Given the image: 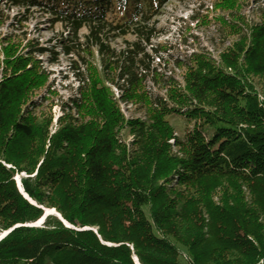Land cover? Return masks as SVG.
Listing matches in <instances>:
<instances>
[{"label": "trees", "instance_id": "trees-1", "mask_svg": "<svg viewBox=\"0 0 264 264\" xmlns=\"http://www.w3.org/2000/svg\"><path fill=\"white\" fill-rule=\"evenodd\" d=\"M6 1L84 35L0 38V264H264V4L251 23L248 0H213L228 45L177 61L175 79L151 54L179 0ZM58 47L85 74L54 125L35 56ZM44 210L72 228L27 227Z\"/></svg>", "mask_w": 264, "mask_h": 264}, {"label": "rangeland", "instance_id": "rangeland-1", "mask_svg": "<svg viewBox=\"0 0 264 264\" xmlns=\"http://www.w3.org/2000/svg\"><path fill=\"white\" fill-rule=\"evenodd\" d=\"M6 0H0V38H16L24 43L33 40L40 46L50 48L59 38L66 39L65 45L76 47L82 41L84 31L79 36L68 35V31L61 24L50 21V16L38 9L24 11L22 8L10 7ZM264 0H248L243 6L242 17L245 21L256 22L257 12L263 6ZM213 0H179L169 3L156 22L157 34L152 40L154 45H165L166 52H160L161 56H154V67L163 75H172L180 79L176 62L190 58L191 55L201 54L218 58V54L228 45L225 39L227 32L215 19ZM220 14V13H217ZM218 16V15H217ZM24 20L19 25L16 18ZM23 17V18H21ZM160 32V33H159ZM55 42L49 43L50 40ZM164 43V44H163ZM123 40H114L113 47H121ZM83 55V54H82ZM41 60L43 68L50 75V90L44 91L46 98L52 99L53 124L61 117L64 110L71 108V101L76 97L80 80L83 78L84 65L75 54H69L66 49L58 47L55 54L48 52L46 55L35 56ZM85 57V56H82ZM88 58H83L87 61ZM86 63V62H85ZM153 93L156 90L151 83L147 84ZM54 93V94H51ZM124 113L129 117L132 110L129 106H122ZM21 182V177H16V183Z\"/></svg>", "mask_w": 264, "mask_h": 264}, {"label": "water", "instance_id": "water-1", "mask_svg": "<svg viewBox=\"0 0 264 264\" xmlns=\"http://www.w3.org/2000/svg\"><path fill=\"white\" fill-rule=\"evenodd\" d=\"M19 182H20V181H19ZM20 185H21V182H20ZM17 186H18V189H19V191L21 192V194H22L27 200H29L32 204H34V203L28 198V196H26V195L24 194V190L21 189V188L19 187V184H17ZM21 187H22V186H21ZM34 205H35V204H34ZM47 212H49V213H47ZM53 212L56 213V215H54ZM53 212H52L51 210H44V216H43V217L46 216V219H47V217H49V216H54V217H56L57 219H59L60 221H62L66 227H68V228H72L71 226H67V225H66L67 223L64 222V221L62 220L61 216H60L55 210H53ZM39 221H41V220H39ZM39 221H38V222H39ZM38 222H36L35 224L27 225V227L41 228V227L45 224V221H43L40 225H37ZM9 232H11V231H9ZM9 232L4 233V234L0 237V240L3 239L4 237H6V236L9 234ZM135 262H136V264H138L137 259H135Z\"/></svg>", "mask_w": 264, "mask_h": 264}, {"label": "bare ground", "instance_id": "bare-ground-1", "mask_svg": "<svg viewBox=\"0 0 264 264\" xmlns=\"http://www.w3.org/2000/svg\"><path fill=\"white\" fill-rule=\"evenodd\" d=\"M18 183H19V187L22 189V187L20 185V182H18ZM51 211L53 212V210H51ZM47 213H49V212H47ZM53 214L56 215V213H54V212H53ZM40 220L41 221H39L37 225H40L43 221H46V216L45 217H42ZM66 225L67 226H70L69 224H66Z\"/></svg>", "mask_w": 264, "mask_h": 264}]
</instances>
